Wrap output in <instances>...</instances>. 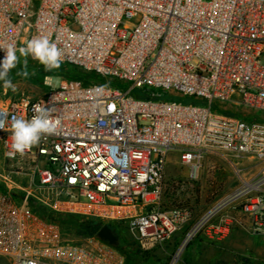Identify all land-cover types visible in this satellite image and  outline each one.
<instances>
[{
	"label": "built area",
	"instance_id": "2783aa9c",
	"mask_svg": "<svg viewBox=\"0 0 264 264\" xmlns=\"http://www.w3.org/2000/svg\"><path fill=\"white\" fill-rule=\"evenodd\" d=\"M40 36L57 44L61 65L101 82L62 78L54 89L45 76V97L0 106L1 258L125 264L98 237L70 240L37 208L127 225L144 252L186 229L170 264L199 236L241 232L264 246V122L213 110L220 102L264 112V0H0V47ZM168 92L207 105L162 101ZM37 104L54 109L60 129L9 155L12 118L30 120ZM171 153L189 180L212 155L251 168L232 163L238 185L192 220L189 209L162 206Z\"/></svg>",
	"mask_w": 264,
	"mask_h": 264
},
{
	"label": "rangeland",
	"instance_id": "374dc122",
	"mask_svg": "<svg viewBox=\"0 0 264 264\" xmlns=\"http://www.w3.org/2000/svg\"><path fill=\"white\" fill-rule=\"evenodd\" d=\"M38 5L39 3H35V6ZM22 60L23 58H21ZM20 68L21 65H18L17 68L9 72V78L15 85V91L10 88L5 89L3 82L0 81V106L21 99L37 100L45 97L49 91V88L43 84L45 76L53 77L54 89H58L61 85L62 77L55 74L61 70V67L60 70L45 71L44 66L37 60L28 57V71L30 73L28 78L17 75ZM120 84L125 89L130 86L123 82ZM137 92L133 93L132 97H136ZM162 101L197 106L207 105L205 101L195 97H182L177 93L171 94L169 92ZM213 110L220 114L228 113L230 116L248 122H264V112H257L237 106L234 103L215 102ZM234 162L238 163V166L246 164L244 161L232 160L222 155L207 156L203 161V167L197 180H189V168L181 164L177 154L171 153L167 162V190L164 193L162 206L166 209H189L196 218L204 215L238 185L232 166ZM246 167L251 168V164H246ZM120 228L119 245L116 248H121L125 252V254L120 252L125 259V264H170L178 249V244L182 242L186 233L185 229L175 235L164 249L149 251L150 256L148 258L138 260L133 256V253L137 250H143L132 240L127 225H121ZM65 232V236L70 240L82 241L74 226H67ZM200 242L202 245L197 247ZM0 264L12 263L8 259L0 257ZM177 264H264V246L255 238L241 232L233 233L230 238L221 242L199 236L183 251Z\"/></svg>",
	"mask_w": 264,
	"mask_h": 264
},
{
	"label": "clouds",
	"instance_id": "9594fccd",
	"mask_svg": "<svg viewBox=\"0 0 264 264\" xmlns=\"http://www.w3.org/2000/svg\"><path fill=\"white\" fill-rule=\"evenodd\" d=\"M0 48L5 52L4 59L0 61V81L3 82L5 89L10 88L13 91H15V85L9 78V72L21 65L17 75L28 78L30 75L28 57L37 60L44 66V70L49 72L60 68L63 57V53L57 44L50 41L46 36L34 37L19 49L12 44L8 45L7 48ZM21 58H23L22 61ZM98 91H102V89H98ZM53 111L52 108L37 104L33 106L34 115L30 120L13 117L10 125L9 155L19 154L23 156L26 151L38 145L43 136L56 134L61 127V120L58 117H53Z\"/></svg>",
	"mask_w": 264,
	"mask_h": 264
},
{
	"label": "trees",
	"instance_id": "16d2710c",
	"mask_svg": "<svg viewBox=\"0 0 264 264\" xmlns=\"http://www.w3.org/2000/svg\"><path fill=\"white\" fill-rule=\"evenodd\" d=\"M60 67L61 70L59 69L60 71L58 73H55L58 77L69 78L73 80H81L85 85L101 82L100 80H97L95 77L83 75L73 68L66 67L63 65H61ZM226 115H228V113ZM36 210H37L36 212L39 215L57 223L62 229V232L64 234L66 233L65 231L67 226H74L77 229V235L82 240L88 238H97L100 230L106 225L110 226L113 232H115L120 238L119 229H121L120 228L121 225H124V224H114V223L105 224L102 221L96 219H87L77 216H55L53 213L43 208H37ZM116 249L119 252L125 254V252H123L121 248H116ZM149 254H150L149 252H143L137 250L136 252L133 253V256L138 260H145L146 258H148V256H150ZM128 263H129V259H128Z\"/></svg>",
	"mask_w": 264,
	"mask_h": 264
},
{
	"label": "water",
	"instance_id": "95a60500",
	"mask_svg": "<svg viewBox=\"0 0 264 264\" xmlns=\"http://www.w3.org/2000/svg\"><path fill=\"white\" fill-rule=\"evenodd\" d=\"M98 239L107 243L112 247H117L119 245L118 236L114 234L112 228L108 225L104 226L98 233Z\"/></svg>",
	"mask_w": 264,
	"mask_h": 264
},
{
	"label": "crops",
	"instance_id": "0c3cea01",
	"mask_svg": "<svg viewBox=\"0 0 264 264\" xmlns=\"http://www.w3.org/2000/svg\"><path fill=\"white\" fill-rule=\"evenodd\" d=\"M167 190V189H166ZM166 192V191H165ZM164 197V196H163ZM195 219H197L195 216H193V219L192 220H195ZM202 245V242H200L199 243V245L197 246V247H199V246H201Z\"/></svg>",
	"mask_w": 264,
	"mask_h": 264
},
{
	"label": "flooded vegetation",
	"instance_id": "af4514ba",
	"mask_svg": "<svg viewBox=\"0 0 264 264\" xmlns=\"http://www.w3.org/2000/svg\"><path fill=\"white\" fill-rule=\"evenodd\" d=\"M114 234L117 235L115 232H114ZM117 236H118V235H117ZM118 239H119V237H118Z\"/></svg>",
	"mask_w": 264,
	"mask_h": 264
}]
</instances>
